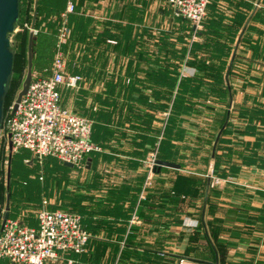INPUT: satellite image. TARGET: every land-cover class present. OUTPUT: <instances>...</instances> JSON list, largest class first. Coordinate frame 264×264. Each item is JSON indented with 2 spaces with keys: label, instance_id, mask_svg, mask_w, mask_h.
Listing matches in <instances>:
<instances>
[{
  "label": "crops",
  "instance_id": "0c3cea01",
  "mask_svg": "<svg viewBox=\"0 0 264 264\" xmlns=\"http://www.w3.org/2000/svg\"><path fill=\"white\" fill-rule=\"evenodd\" d=\"M80 1L84 11L78 13V25L71 22L76 31L68 44L85 46L79 58L82 73L71 74L117 77L121 84L107 79L94 88L130 93V114L121 112L125 104L119 101L121 113L115 119L111 109V117L118 123L130 118L134 129L131 138L118 140L113 148L86 155L79 194L63 205L77 211L89 240L84 252L68 256L77 264H177L180 257L202 264H264V0H211L191 41L186 67L174 72L182 76L178 85L168 84L162 60L148 57L145 46L140 50L144 55L136 51L131 19L136 11L146 15L151 5L141 10L129 0L133 3L124 5L125 20L119 21L113 13L123 5L115 7L120 0ZM106 19L116 21L105 27ZM188 24L184 30L190 35L194 26ZM105 29L116 45L102 36ZM143 41L138 43L150 45ZM142 63L147 71L140 69ZM173 91L185 113L173 120L170 136L167 127L161 135L160 114ZM61 104L72 110L62 96ZM102 108L107 106L98 114ZM91 121V140L100 145L98 124ZM157 135L160 147L153 150ZM169 139L171 151L166 148ZM18 152L33 157L26 150ZM151 153L180 167L154 166L145 186L143 161ZM103 161L112 174L108 193L97 192ZM62 164L67 173L76 167ZM213 177L220 183L211 185ZM27 225L35 227L37 220ZM0 264L12 263L0 259Z\"/></svg>",
  "mask_w": 264,
  "mask_h": 264
},
{
  "label": "rangeland",
  "instance_id": "374dc122",
  "mask_svg": "<svg viewBox=\"0 0 264 264\" xmlns=\"http://www.w3.org/2000/svg\"><path fill=\"white\" fill-rule=\"evenodd\" d=\"M67 1L68 0H21L20 15L17 22L14 24L13 32L8 34L10 39V49L14 53V62L12 66L10 89L4 103V113L13 106L26 76L27 47L31 24L26 22L29 26L28 28L27 26H24V22L27 18V14L28 17H33L35 3H38L39 14L36 15H39L38 22L41 25L37 27V29L34 28L36 32L33 33L35 36V48L34 54L32 55V76L48 75L52 71L53 61L58 50L63 52L64 71L67 75L74 72L82 73L79 66V58L81 56V47L85 46H83V44H73L72 48H70L68 42L69 38L74 36L76 31L74 24L73 27L71 26V22L76 23L77 25L79 24L80 20L78 13L84 11V6L81 5L82 3L80 0H72L75 3V9L73 12L65 14ZM210 1L211 0H209V3ZM133 2L136 5H140L141 10H144L146 5H151V8H149L146 15L144 11H136L135 18L131 19L130 17L133 23H136V51L138 52L142 50L145 46L144 52L148 54V57L156 62L162 60L160 64L167 69L168 78H166V81L168 80V84H180L182 76L179 75L177 77L174 72L186 67L188 53L190 54L191 52V41L196 38L197 35L195 31H197L200 26L194 29L195 31L189 35V33H186L184 30L187 22L174 16L172 10L165 6L164 3H162V0H134ZM133 2L129 0H120L119 2L116 1V3H114L115 7L117 4H123L119 6L120 9L117 13H113L120 16L118 19L119 21L125 20L122 16L127 15V13H124L123 11L124 8L127 7L124 5ZM104 6L106 7L105 4ZM137 8L139 7L137 6ZM64 14L65 16H63ZM112 17L116 18L115 16ZM115 21L116 20L106 19L104 20L103 25L108 27L110 24L115 23ZM144 22L147 24L145 28L143 27ZM62 26L68 27L69 34L68 38H66V44L62 43L59 46L58 35ZM188 27H190L189 24ZM107 32L108 30L105 29L102 32V36L108 38L110 33ZM19 34L23 36L21 40V36H18ZM111 39L107 41L108 44L112 46L116 45V39ZM144 39L146 40L145 43H150V45L147 46L142 44ZM161 43L164 44V46L162 44V48L159 46ZM149 46L150 50L148 51ZM140 52L141 55H144L142 51ZM180 54L184 57V60H180L177 57ZM176 60L180 61L178 62ZM147 66H149L148 63ZM155 66L158 65H151V67ZM140 69L146 70L147 68L145 69L144 64L142 63ZM80 76L81 80L77 87L71 88L64 86L62 88L63 103L66 106H70L74 112L81 114L90 120L92 119L98 124L95 131V137L100 142L102 149L113 148L112 146H114L118 140L125 141L124 139L131 138L134 126L129 122L130 118L123 117L125 122L122 123L114 121V118L116 119L120 115L119 112L121 110H118L117 108L119 101L122 103L121 105L125 104V111L121 112L127 115L130 114L129 110H131L132 105L127 104L129 99L128 94L130 93H106L99 92V90L97 91V89L94 88L100 83H106L107 79V83L109 82L113 85L121 84V82L117 80V77H103L104 79H101V77H91L82 74H80ZM152 80L153 82L157 81L153 76ZM166 81L164 80V77H162V82ZM176 93L177 92L173 91V93L170 94L168 104L160 114L162 118L161 135L167 127L168 135L170 136L174 123L173 120H175L179 114L183 115L185 113L183 111L184 103H175L177 96ZM101 106H107V108H102V114H98ZM111 109L113 110V119L111 117ZM94 111H96V113H92ZM181 111L183 113H181ZM158 135L151 143L153 150H158L160 147ZM166 148L168 151L174 150V146H171L170 139L166 144ZM108 165L109 164L105 161L100 163L98 171L102 183L99 185L97 192L105 191V193H108L112 190V174L110 173L111 170ZM82 176L86 178L84 176V164L76 166L71 173H67V170H65V168H63V166L57 161H39L26 152L7 151L3 142H1L0 226L5 213L7 194H9V216L20 220L25 224H31L36 220L37 212L43 206V200L47 201V203L44 204L46 209H65L63 201H74L79 194L78 186L81 185L79 181L82 180ZM151 178H153L152 175ZM69 185L72 186V189H69ZM66 189L67 198L64 197V195H66ZM67 210L77 213L72 207L67 208Z\"/></svg>",
  "mask_w": 264,
  "mask_h": 264
},
{
  "label": "built area",
  "instance_id": "2783aa9c",
  "mask_svg": "<svg viewBox=\"0 0 264 264\" xmlns=\"http://www.w3.org/2000/svg\"><path fill=\"white\" fill-rule=\"evenodd\" d=\"M163 3L174 16L185 19L196 29L205 16L209 0H163ZM74 9L75 3L68 0L65 14ZM24 26L29 28L27 23ZM68 34V27L62 26L59 46L66 42ZM80 80L78 74L65 73L63 52L58 50L52 71L48 75L32 76L16 109L13 111L12 106L3 114L0 143L3 142L7 151L11 142V151L26 150L39 161L50 156L74 166L83 165L89 153L101 151V146L91 140L92 121L61 104V87H77ZM155 161L156 153L143 161L148 172L145 186L151 183ZM220 181L213 177L211 185ZM46 203L43 200L37 212L35 227L10 217L5 220L0 230V259L12 264H76L68 255L84 252L89 234L81 225L79 215L46 209ZM177 264L202 263L180 257Z\"/></svg>",
  "mask_w": 264,
  "mask_h": 264
},
{
  "label": "water",
  "instance_id": "95a60500",
  "mask_svg": "<svg viewBox=\"0 0 264 264\" xmlns=\"http://www.w3.org/2000/svg\"><path fill=\"white\" fill-rule=\"evenodd\" d=\"M19 0H0V130L4 114V100L8 91V86L12 73L13 65V53L10 50V39L8 34L13 32L14 24L18 19L19 14ZM35 15V13H34ZM34 18L31 24L29 31L28 47H27V72L23 80L21 90L18 92L16 100L13 104V111L16 109L18 102L20 101L21 96L26 92L27 87L32 78V37L34 29ZM9 151L11 152V142H9ZM10 156V155H9ZM155 163L157 165L179 168L180 165L156 159ZM68 167H72L71 163H64ZM9 217V194L6 197L5 213L3 216L2 224L0 230L3 227L5 220Z\"/></svg>",
  "mask_w": 264,
  "mask_h": 264
},
{
  "label": "trees",
  "instance_id": "16d2710c",
  "mask_svg": "<svg viewBox=\"0 0 264 264\" xmlns=\"http://www.w3.org/2000/svg\"><path fill=\"white\" fill-rule=\"evenodd\" d=\"M20 1V3H19V14H18V17H19V15H20V10H21V0H19ZM34 13H35V15H33V17H35L34 18V28H36L37 29V27H36V22H37V15L36 14H38V3H35V8H34ZM33 17L32 16H30V17H28V14H27V18L25 19V22L24 23H28V24H32V21H33ZM178 18H181V17H178ZM181 19H183V18H181ZM18 20V19H17ZM185 20V19H184ZM17 22V21H16ZM15 22V23H16ZM188 22V21H187ZM189 23V22H188ZM23 30H26V29H23ZM18 36H21V38H20V40L23 38V36L22 35H18ZM34 45H35V36L33 35V37H32V42H31V47H32V55L34 54ZM11 50V49H10ZM12 51V50H11ZM12 53H13V51H12ZM13 62H14V53H13ZM13 66V65H12ZM10 81H11V78H10ZM10 84H11V82H9V86H8V91H7V94H8V92H9V89H10ZM7 94H6V96H7ZM6 96H5V98H6ZM61 96H62V92H61ZM4 103H5V100H4ZM4 110H5V105H4ZM78 114V113H77ZM79 115H81V114H79ZM92 133V132H91ZM156 159H157V156H156ZM58 161V160H57ZM59 163L64 167V165L62 164V162H60L59 161ZM61 210H65V209H61ZM65 211H70V212H72V213H75V214H77L76 212H74V211H71V210H65ZM195 262H197V261H195ZM75 263H76V261H75ZM198 263V262H197ZM77 264V263H76Z\"/></svg>",
  "mask_w": 264,
  "mask_h": 264
}]
</instances>
